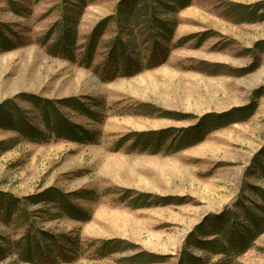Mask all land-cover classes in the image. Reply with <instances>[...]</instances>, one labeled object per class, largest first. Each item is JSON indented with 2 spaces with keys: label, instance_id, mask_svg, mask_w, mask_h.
<instances>
[{
  "label": "rangeland",
  "instance_id": "rangeland-1",
  "mask_svg": "<svg viewBox=\"0 0 264 264\" xmlns=\"http://www.w3.org/2000/svg\"><path fill=\"white\" fill-rule=\"evenodd\" d=\"M122 1L0 0V24L22 40L0 53V113L11 103L47 135L32 98L49 101L81 134L31 142L0 127V193L27 215H0V264H138L140 254L180 264L203 255L190 241L208 220L235 211L243 234L244 208L264 206V21L240 15L263 16L264 0H151L138 22L117 15ZM69 29L74 46L56 50ZM120 45L124 57H112ZM257 235L241 256L208 264H264Z\"/></svg>",
  "mask_w": 264,
  "mask_h": 264
},
{
  "label": "trees",
  "instance_id": "trees-1",
  "mask_svg": "<svg viewBox=\"0 0 264 264\" xmlns=\"http://www.w3.org/2000/svg\"><path fill=\"white\" fill-rule=\"evenodd\" d=\"M171 1L179 7L184 6L186 0ZM150 4L151 0H123L118 6L117 15L122 18V21L124 22L126 20L130 21L135 19L138 22L140 21L141 13L144 14L146 12L145 15H147V13L149 12L148 10L151 7ZM10 5L12 8H15L14 2L11 1ZM233 7L237 6L234 5ZM240 15H242L241 18L245 16L248 19L249 17V22H256L261 19L264 21V14L263 16L259 14V8L253 9L250 12L240 11ZM71 23L72 22H70V24ZM8 30V27L0 24V53L12 51L22 45V40L20 38H17V42L15 43L8 37ZM162 30H165L166 33L171 34V31L168 30L167 27H164ZM101 32V29L97 30L90 39L89 53L87 56L89 61L93 58V54L95 52V48L97 46ZM74 43L75 37L70 33L69 29L60 37V40L56 45V50L66 52L74 46ZM122 47L123 46L120 45L118 48H116L112 53V57H117L119 51H122V53L120 54V58H123L124 51ZM125 65V69H127L128 73H130L131 67L136 68V70L139 67V64L137 62L131 61H129ZM32 102L40 108V112L43 116V121L48 126L47 135L42 134V132L36 127L29 125L26 121L25 116L20 113L18 107L13 106L11 103L6 104L5 106L8 110L12 109L11 115H8L4 111L0 113V127L3 129L16 131L22 137L31 142L41 140L42 138H46L47 136H54L58 139H66L70 141H79V136L81 137V134L77 130L75 131L64 121L62 115L58 112V109L55 108L49 101L32 98ZM80 109H82L84 113L89 114L88 109H85L83 107ZM82 135L84 138H88L90 134L88 132H83ZM153 135L154 137L156 136L155 134ZM154 137L150 136L151 139H148L150 140V143L147 142L144 145L145 148L153 145V143L156 141ZM160 143L161 142L156 143V145L154 144L156 151L159 150V147H157V145ZM182 148L183 146H180L179 149ZM1 150L5 149L0 145V151ZM258 165L260 166V170L264 174L263 166L261 165V163ZM259 192L260 193L258 194L264 202V193L261 192V190ZM50 200L54 202L57 201V203L62 204L61 206L63 207V209L67 213H70V215L72 216H74L75 213L80 214L78 212H75V210H72L70 205L65 204L63 195L59 193L53 192V194L50 195ZM17 203L18 202L16 200H12L11 198L6 200V196L0 193V215H2L7 222L10 220L11 216L14 213H19L20 217L27 219V215L25 214V212L18 209ZM257 209L260 210L257 214H255L252 213L251 209L248 208L245 210L244 208V217L247 219L248 224L243 227V230L245 232L243 234H241V230H236L234 227V224H237L239 220L235 211H228L225 214L214 216L215 218L208 220L207 224L199 229L200 235L203 237L202 240H199L194 236L190 241V244L192 243L195 248L201 250L203 252V255L201 257H194L192 253L184 252L180 264H208L210 262V259L214 256H224L225 258H231L244 254L251 247L253 241H255V239L258 237L257 234L262 233L264 229L262 228L264 227V206H258ZM209 235L214 236V238L212 240L208 239L207 237H209ZM117 244L118 243H116L115 247L113 248L110 246V244H105L102 247L103 253L117 252L119 249L116 246ZM22 251H24L23 257L29 260L31 258V249L27 247ZM3 253V249L0 248V258L3 257ZM161 261L162 260L160 257L153 254H140L132 260L133 263L138 264L161 263Z\"/></svg>",
  "mask_w": 264,
  "mask_h": 264
}]
</instances>
